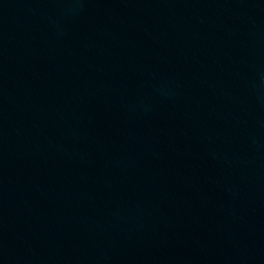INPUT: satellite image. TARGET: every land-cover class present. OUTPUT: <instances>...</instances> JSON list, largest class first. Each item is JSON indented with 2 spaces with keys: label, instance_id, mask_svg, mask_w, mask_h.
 <instances>
[{
  "label": "water",
  "instance_id": "95a60500",
  "mask_svg": "<svg viewBox=\"0 0 264 264\" xmlns=\"http://www.w3.org/2000/svg\"><path fill=\"white\" fill-rule=\"evenodd\" d=\"M0 264H264V0H0Z\"/></svg>",
  "mask_w": 264,
  "mask_h": 264
}]
</instances>
